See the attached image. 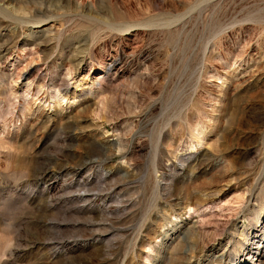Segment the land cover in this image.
<instances>
[{"label": "rangeland", "instance_id": "rangeland-1", "mask_svg": "<svg viewBox=\"0 0 264 264\" xmlns=\"http://www.w3.org/2000/svg\"><path fill=\"white\" fill-rule=\"evenodd\" d=\"M7 1L0 264H257L264 0Z\"/></svg>", "mask_w": 264, "mask_h": 264}, {"label": "bare ground", "instance_id": "bare-ground-1", "mask_svg": "<svg viewBox=\"0 0 264 264\" xmlns=\"http://www.w3.org/2000/svg\"><path fill=\"white\" fill-rule=\"evenodd\" d=\"M14 0H8L7 2H13ZM46 3H48L47 1H46ZM62 8L63 7H66V8H68V5L67 4H64V5H62L61 6ZM46 10H47V7L45 8ZM88 13H89V11H88ZM89 14H91V12L89 13ZM97 15V14H96ZM134 15V14H133ZM96 17V16H95ZM132 18H133V16H131ZM98 18V17H97ZM118 19H120L119 17H118ZM103 21V23L104 24H106L107 25V27H110V28H112V24L107 20V19H103L102 20ZM166 22V21H165ZM164 22V23H165ZM168 22V21H167ZM172 22V21H171ZM159 23V22H158ZM153 24H154V22L153 21H148V22H140V23H138L136 26H141V27H151V26H153ZM122 25V27H126L127 28V26H129L128 25V23H122L121 24ZM167 25V24H166ZM124 30V29H123ZM99 159V158H98ZM251 223V222H250ZM263 230V229H262ZM256 233V232H255ZM260 239V238H259ZM254 240V239H253ZM256 241V240H255ZM240 242V241H239ZM236 245V244H235ZM232 253V252H231ZM238 253V252H237ZM233 255V254H232ZM255 256H257V264H264V246H262V245H259V246H257V248H256V253H255ZM239 258V257H238Z\"/></svg>", "mask_w": 264, "mask_h": 264}]
</instances>
